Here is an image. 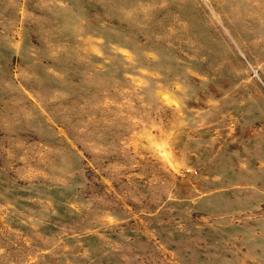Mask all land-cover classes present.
Listing matches in <instances>:
<instances>
[{"label":"rangeland","instance_id":"374dc122","mask_svg":"<svg viewBox=\"0 0 264 264\" xmlns=\"http://www.w3.org/2000/svg\"><path fill=\"white\" fill-rule=\"evenodd\" d=\"M0 264H264V0H0Z\"/></svg>","mask_w":264,"mask_h":264}]
</instances>
